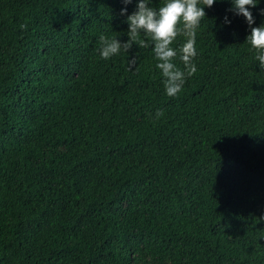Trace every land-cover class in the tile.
<instances>
[{"label":"trees","instance_id":"16d2710c","mask_svg":"<svg viewBox=\"0 0 264 264\" xmlns=\"http://www.w3.org/2000/svg\"><path fill=\"white\" fill-rule=\"evenodd\" d=\"M138 2L0 0V264H264V70L246 18L205 7L197 71L168 97L153 46L100 55L101 34L129 39L121 10Z\"/></svg>","mask_w":264,"mask_h":264},{"label":"clouds","instance_id":"9594fccd","mask_svg":"<svg viewBox=\"0 0 264 264\" xmlns=\"http://www.w3.org/2000/svg\"><path fill=\"white\" fill-rule=\"evenodd\" d=\"M132 0H123L125 5ZM216 0H163L159 8L151 6V0H139L137 10L127 15V8L121 10V15L126 16L129 25L127 35L129 39L121 42L117 37L109 39L101 34L99 37L100 55L107 60L120 54L123 49L126 52L133 47L146 48L153 46L154 57L157 61L155 67L163 77V86L168 97H176L183 89L186 78L196 73L197 67L194 63L198 55L196 48L197 30L201 21L206 17L205 7L211 8ZM230 11L236 15L243 16L251 29L246 43L255 50V60L259 61V67L264 70V24L259 27H252L255 19L250 8L257 6L256 0H231ZM264 15V9L260 10ZM224 23L231 21L225 17ZM26 29L27 25H21ZM184 41L178 48L173 44L179 37ZM179 56L184 68L181 69L175 62ZM137 58L130 60V65L135 66ZM163 112L157 110L155 118L159 119ZM152 118V114L149 113Z\"/></svg>","mask_w":264,"mask_h":264}]
</instances>
